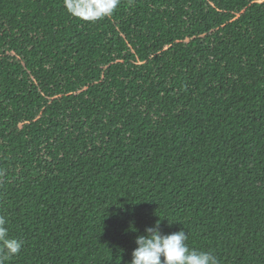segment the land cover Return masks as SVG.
Instances as JSON below:
<instances>
[{
  "label": "trees",
  "instance_id": "1",
  "mask_svg": "<svg viewBox=\"0 0 264 264\" xmlns=\"http://www.w3.org/2000/svg\"><path fill=\"white\" fill-rule=\"evenodd\" d=\"M0 216L5 264H128L157 220L264 264V0H0Z\"/></svg>",
  "mask_w": 264,
  "mask_h": 264
},
{
  "label": "clouds",
  "instance_id": "2",
  "mask_svg": "<svg viewBox=\"0 0 264 264\" xmlns=\"http://www.w3.org/2000/svg\"><path fill=\"white\" fill-rule=\"evenodd\" d=\"M120 0H64V7L70 15L83 21L95 22L110 16ZM8 221L0 216V264L21 252L23 244L9 236ZM161 220L147 227L143 235L135 239L136 248L128 264H218L215 255L209 251L190 249L186 243L188 234L178 230L162 234ZM170 225V224H169Z\"/></svg>",
  "mask_w": 264,
  "mask_h": 264
}]
</instances>
